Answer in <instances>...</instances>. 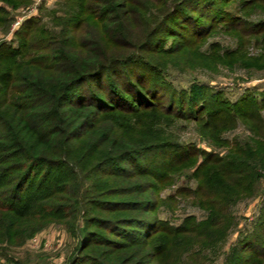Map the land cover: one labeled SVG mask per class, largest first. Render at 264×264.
I'll list each match as a JSON object with an SVG mask.
<instances>
[{
	"label": "trees",
	"instance_id": "16d2710c",
	"mask_svg": "<svg viewBox=\"0 0 264 264\" xmlns=\"http://www.w3.org/2000/svg\"><path fill=\"white\" fill-rule=\"evenodd\" d=\"M31 3L0 0V28L15 19L8 8ZM37 9L0 41V250L54 223L77 240L68 264H264V189L254 230L224 248L239 224L233 206L264 178V88L231 101L166 79L174 64L264 69V0H59ZM219 32L235 46L207 43ZM189 123L226 151L178 137ZM240 124L246 137L228 140ZM184 172L194 187L161 197ZM177 196L204 217L161 218ZM2 255L0 264H30Z\"/></svg>",
	"mask_w": 264,
	"mask_h": 264
},
{
	"label": "rangeland",
	"instance_id": "374dc122",
	"mask_svg": "<svg viewBox=\"0 0 264 264\" xmlns=\"http://www.w3.org/2000/svg\"><path fill=\"white\" fill-rule=\"evenodd\" d=\"M43 1L45 9H51L57 5L59 0H33V3L25 8L20 7L17 10L8 8L10 15L14 16L15 19L12 21L9 30L4 31L0 28V41L11 38L13 30L17 28L24 17L37 14V7ZM45 9H43V12ZM209 41H217L224 47H233L236 44L233 38L220 32L210 37L207 43ZM249 50L251 54L257 52L253 48ZM174 65L175 67L172 66L169 68L166 79L172 83L177 91L187 88L190 82L197 81L214 90H221L231 101H235L246 93L259 96V93L264 88V69L247 70L243 67L229 65H218L215 69L202 66L192 68H181L179 66L178 68L176 67L178 64ZM170 91L173 92V90ZM262 112L264 114V110ZM176 134L182 140L195 141L207 150L219 151L221 154L226 151L225 147H217L211 145L207 140H200L201 138L197 134L193 123H189V126L185 128L176 130ZM247 134L248 131L240 124L233 130H227L224 136L228 140H232L235 137L244 138ZM184 185L190 186L191 188L195 185L193 178L189 176V172L182 173L172 186L160 191V196L166 197L168 194L174 193L177 187ZM263 189L264 178L254 196L242 200L233 206L232 210L238 216L239 224L237 229L230 233L224 248L227 249L228 245L236 240L238 233L244 234L254 230V222L262 202L261 191ZM177 200V202L171 203L172 210L162 207L158 211V215L161 218H167L175 223H178L187 214H193L198 218L204 217V212L192 202V198L177 196ZM76 243V238L70 235L62 226L52 223L37 233L33 238L27 240L24 245L8 250L1 249L0 262H4L2 253H7L8 256L28 260L30 264H68V259L74 251ZM221 259V257H217L213 264H220Z\"/></svg>",
	"mask_w": 264,
	"mask_h": 264
}]
</instances>
